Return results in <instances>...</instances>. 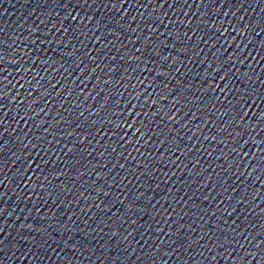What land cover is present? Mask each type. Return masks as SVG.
<instances>
[{"label":"water","instance_id":"water-1","mask_svg":"<svg viewBox=\"0 0 264 264\" xmlns=\"http://www.w3.org/2000/svg\"><path fill=\"white\" fill-rule=\"evenodd\" d=\"M0 264H264V0H0Z\"/></svg>","mask_w":264,"mask_h":264}]
</instances>
